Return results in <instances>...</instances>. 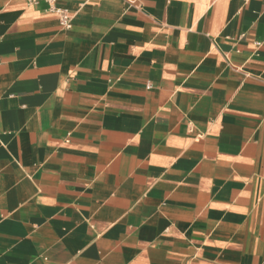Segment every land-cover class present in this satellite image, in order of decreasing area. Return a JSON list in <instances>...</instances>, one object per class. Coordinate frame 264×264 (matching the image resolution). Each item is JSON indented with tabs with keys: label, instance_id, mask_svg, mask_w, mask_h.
<instances>
[{
	"label": "crops",
	"instance_id": "obj_1",
	"mask_svg": "<svg viewBox=\"0 0 264 264\" xmlns=\"http://www.w3.org/2000/svg\"><path fill=\"white\" fill-rule=\"evenodd\" d=\"M0 0V264H264V0Z\"/></svg>",
	"mask_w": 264,
	"mask_h": 264
},
{
	"label": "built area",
	"instance_id": "obj_2",
	"mask_svg": "<svg viewBox=\"0 0 264 264\" xmlns=\"http://www.w3.org/2000/svg\"><path fill=\"white\" fill-rule=\"evenodd\" d=\"M42 1L49 4V11L58 17L59 23L64 29L70 30L72 28L73 14L67 9L58 7L56 0H28L32 5L39 4Z\"/></svg>",
	"mask_w": 264,
	"mask_h": 264
}]
</instances>
